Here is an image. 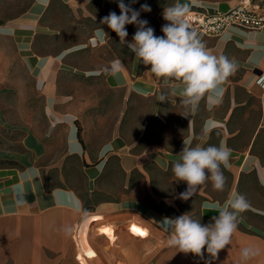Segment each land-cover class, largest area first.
<instances>
[{
  "label": "crops",
  "instance_id": "obj_1",
  "mask_svg": "<svg viewBox=\"0 0 264 264\" xmlns=\"http://www.w3.org/2000/svg\"><path fill=\"white\" fill-rule=\"evenodd\" d=\"M176 2L131 6L148 4L140 19L162 36L159 13ZM113 11L116 0H0V264H264V28L200 37L237 70L219 104L205 98L191 112L178 81L146 73L150 65L100 23ZM126 29L131 41L136 26ZM206 121L217 125L207 134ZM184 140L231 150L223 191L209 180L179 198L187 184L172 165ZM233 193L250 207L215 259L168 246L165 218L208 224L218 215L210 205ZM249 247L258 255L245 261Z\"/></svg>",
  "mask_w": 264,
  "mask_h": 264
},
{
  "label": "clouds",
  "instance_id": "obj_2",
  "mask_svg": "<svg viewBox=\"0 0 264 264\" xmlns=\"http://www.w3.org/2000/svg\"><path fill=\"white\" fill-rule=\"evenodd\" d=\"M116 2L120 14L110 12L100 23L115 32L119 42L126 45L144 65H150L146 73L163 78L165 83L169 79L178 81L182 85L181 103L191 112L197 110L202 99L206 98L211 104L221 102L223 93L221 85L235 73L237 64L234 60L216 56L207 49L198 33L189 24L188 3H180L177 0L171 6L163 8L162 16L167 23L161 28L163 35L156 36L154 29L148 26V21L140 19L141 12L151 11L148 4H142L140 9L136 10L131 5L137 0H131L130 4H126L125 0ZM126 25H135L137 29L131 41L126 40L128 36ZM101 31L105 32L103 29ZM216 126V122L206 121L203 132L210 133ZM204 139L206 141V136ZM183 144L178 161L172 165L176 179L187 184L186 191L181 193L179 198L188 200L197 192L199 186L209 180L215 190L223 191L226 178L221 166L229 167L231 150L223 143L219 146L205 147L203 144L193 145L190 140H184ZM33 174L39 173L33 170ZM210 207L216 208L218 215L213 216L208 224H202L201 219H194L189 213L175 218H165L163 225L169 232L168 246L178 249V252L193 253L197 256H203L206 251L215 259L218 252L230 244L232 234L238 226L239 213L247 210L250 205L243 194L233 193L224 206ZM74 210L83 211L84 218L88 215L79 202ZM63 231L68 235L73 229L65 227ZM256 255L258 250L250 247L244 248L241 252L245 261Z\"/></svg>",
  "mask_w": 264,
  "mask_h": 264
},
{
  "label": "built area",
  "instance_id": "obj_3",
  "mask_svg": "<svg viewBox=\"0 0 264 264\" xmlns=\"http://www.w3.org/2000/svg\"><path fill=\"white\" fill-rule=\"evenodd\" d=\"M226 1L229 2V8L224 11H210L203 6L190 8L188 21L199 37L219 36L231 26L250 30L264 28V0ZM162 12L163 10L159 13V20L165 24L167 22L163 19Z\"/></svg>",
  "mask_w": 264,
  "mask_h": 264
},
{
  "label": "rangeland",
  "instance_id": "obj_4",
  "mask_svg": "<svg viewBox=\"0 0 264 264\" xmlns=\"http://www.w3.org/2000/svg\"><path fill=\"white\" fill-rule=\"evenodd\" d=\"M2 129V128H1Z\"/></svg>",
  "mask_w": 264,
  "mask_h": 264
}]
</instances>
